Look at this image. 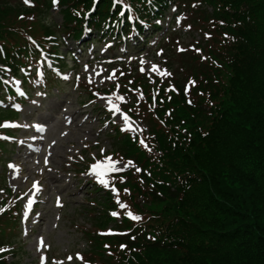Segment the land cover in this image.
Returning a JSON list of instances; mask_svg holds the SVG:
<instances>
[{
  "label": "trees",
  "instance_id": "obj_1",
  "mask_svg": "<svg viewBox=\"0 0 264 264\" xmlns=\"http://www.w3.org/2000/svg\"><path fill=\"white\" fill-rule=\"evenodd\" d=\"M32 1L26 9L20 0H0V62L12 67L26 66L18 51L31 45L15 19L39 14L41 4L49 9V0ZM60 1L76 8L92 0ZM132 1L143 18L146 0ZM202 1L214 8V28L229 33L218 58L230 77L210 82L209 110L179 107L168 119L158 156L147 160L153 175L135 187L150 205L136 206L147 221L128 241L126 264H264V0ZM111 3L100 0L99 9Z\"/></svg>",
  "mask_w": 264,
  "mask_h": 264
},
{
  "label": "rangeland",
  "instance_id": "obj_2",
  "mask_svg": "<svg viewBox=\"0 0 264 264\" xmlns=\"http://www.w3.org/2000/svg\"><path fill=\"white\" fill-rule=\"evenodd\" d=\"M189 14V22L193 23L194 16L190 12ZM50 18L60 22L61 15L54 10ZM169 24L170 18H166L164 27L167 28ZM187 33L188 29L185 28L182 34ZM193 34L191 36L187 34L186 37L189 40L192 38L200 40L199 33ZM159 36L153 41L159 40ZM143 53L145 56L151 55L144 59L146 61L142 66L145 72L156 73L151 70V66L156 65L151 52L147 50ZM135 54L136 52H133L131 55ZM100 67L91 65V69H88L82 66L79 70L81 74L79 77L82 79L80 81L86 83L91 80V83H88L100 89L114 85L116 79L110 72L104 73L103 76L96 75L100 73ZM109 75H112L113 79H105ZM79 84L74 87L61 86L65 91L58 90L59 85H54L48 89L46 96L36 93L33 102L24 105L22 115H19L24 128L18 135L19 147L21 145L23 147L14 148L11 163L17 167L15 169L7 167L6 182L13 194L25 195L30 193L34 181L41 180L40 196L46 201L23 227L24 236L21 239L25 254L23 264H41V256L45 257L43 264H54V259L62 261L63 264H70L66 257L71 255L75 258V254L86 247V241L81 239V229L90 228L85 213V209L88 208L87 200L92 198L88 191L91 184L98 183L95 176L89 173L90 164L109 157L107 153L111 152L115 141L111 137L113 130L109 123L103 121L107 116L103 119L98 116L99 110H108L105 106L106 101L97 98L83 105V98L88 95ZM114 121L115 124L124 123L119 116L114 117ZM37 124L43 126L41 135L37 132ZM141 129L146 130L147 127L143 124ZM133 134L140 135V130ZM31 146H35L34 149L38 153L31 152ZM101 149L104 150L103 153ZM100 155L103 157H99ZM121 164L118 163L116 167L123 168ZM105 178L108 179V175ZM57 198L60 206H57ZM41 215L42 222H38ZM41 238L43 245H39ZM38 246L40 251H37Z\"/></svg>",
  "mask_w": 264,
  "mask_h": 264
},
{
  "label": "snow or ice",
  "instance_id": "obj_3",
  "mask_svg": "<svg viewBox=\"0 0 264 264\" xmlns=\"http://www.w3.org/2000/svg\"><path fill=\"white\" fill-rule=\"evenodd\" d=\"M23 2L26 5L30 4V0H23ZM52 3L55 6L57 4V0H52ZM77 14H79V13H77ZM20 18L22 19L23 17H20ZM29 19H31V17H29ZM179 22H180V18L178 17L177 18V23L179 24ZM205 35L207 36V34H205ZM178 50H182V49H178ZM196 51H199V49H196ZM140 63L143 64L144 61L141 60ZM140 70L142 72L144 71L143 68H141ZM151 70L155 71L158 75H161V76H169V75H171L166 70H160L157 65H152L151 66ZM37 74L39 75L40 73L38 72ZM96 75H100V73H96ZM64 78L67 79V76H65ZM105 79H107V80L113 79V76L109 75L108 77H105ZM88 82L91 83V80H89ZM101 82H103V81H101ZM189 83H193V82L190 81ZM118 89H119V84H117V90ZM166 91H167V89H166ZM100 98H101V100L106 101L108 110H109V112L112 115L115 116L117 113H119V118H121L123 120V122H124V126L121 128V131H129V132H133V133L138 131V128L136 126H134V124L131 121L130 117L126 113L121 111V108L118 106L117 103L113 102V98H115V100L118 101L119 103H125L126 100H125L124 96L118 95L117 91H113L112 93H110L106 97H100ZM140 98L142 99V97H140ZM188 103H191V101L189 100ZM0 126H8V125H0ZM12 126H15V125H12ZM36 128H37L38 131H41V132L44 130L43 126H41V125H36ZM140 131H142V129H140ZM139 143L146 150H150V149H148V145L146 144L144 139H140ZM103 151L104 150L101 149L102 153H103ZM47 162H48L47 158H45V164H47ZM118 163H119L118 161L113 160L111 157H107L106 156V157L103 158L102 161H97V162L93 163L90 166L89 173L93 174L95 176V178H96V180H97V182L99 184H101L102 186L107 188V187H109V180L106 179L105 177L107 176L108 173L115 172V171H122V170L127 169V168H129V167H131L133 165V161L132 160H128L123 165V168L118 169L116 167V165ZM8 167L15 169L17 166L10 163L8 165ZM135 171L136 172H141L142 170L140 168H136ZM38 185H39V182L38 181H34L33 184H32L33 190L39 191V186ZM111 190H112L113 193H116V191H117L114 187ZM125 191L127 192V189H125ZM33 202L34 201L31 198L28 199V205L29 206ZM117 203L119 204V207L122 208V209L128 207L126 204L120 203L119 200H117ZM57 206H60L59 198H57ZM3 210H4L3 208H0V211H3ZM111 215L115 217V216H117V213L116 212H112ZM124 215L127 216L130 220L136 221V222H138V221H140L142 219V217L140 215L133 214L131 211L125 212ZM39 245H43V239L42 238L39 241ZM120 247H121V249H123L125 247V245H121ZM0 250H2V249H0ZM37 251H40V247L39 246L37 248ZM40 259H41V264H43V262L45 260V257L41 256ZM66 259L68 261H72L73 257L71 255H69L68 257H66ZM75 259L76 260H83V257L79 253H76L75 254ZM56 264H63V262L62 261H57Z\"/></svg>",
  "mask_w": 264,
  "mask_h": 264
}]
</instances>
